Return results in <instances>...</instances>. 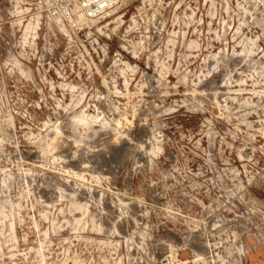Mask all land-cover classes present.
Wrapping results in <instances>:
<instances>
[{"label": "rangeland", "instance_id": "374dc122", "mask_svg": "<svg viewBox=\"0 0 264 264\" xmlns=\"http://www.w3.org/2000/svg\"><path fill=\"white\" fill-rule=\"evenodd\" d=\"M58 5L0 0V264H251L264 0Z\"/></svg>", "mask_w": 264, "mask_h": 264}, {"label": "built area", "instance_id": "2783aa9c", "mask_svg": "<svg viewBox=\"0 0 264 264\" xmlns=\"http://www.w3.org/2000/svg\"><path fill=\"white\" fill-rule=\"evenodd\" d=\"M57 14L70 21L84 17L87 20L100 18L108 10L118 7L123 0H57Z\"/></svg>", "mask_w": 264, "mask_h": 264}, {"label": "bare ground", "instance_id": "6f19581e", "mask_svg": "<svg viewBox=\"0 0 264 264\" xmlns=\"http://www.w3.org/2000/svg\"><path fill=\"white\" fill-rule=\"evenodd\" d=\"M29 2V1H28ZM145 2V1H144ZM157 2H158V0H157ZM166 2V1H165ZM148 4V3H147ZM24 5V4H23ZM142 6H143V4H141ZM162 5H163V3H162ZM198 5V4H197ZM166 6V5H165ZM160 7V6H159ZM167 7V6H166ZM117 8V7H116ZM116 8H113V9H110V10H108L107 12H110V11H114V10H116ZM151 8V7H150ZM214 8V7H213ZM12 9V8H11ZM22 9V8H21ZM162 10V9H161ZM18 12V11H17ZM106 12V13H107ZM143 12V11H142ZM145 12V11H144ZM105 13V14H106ZM135 13V12H134ZM35 16V15H34ZM121 16V15H120ZM214 17V16H213ZM179 19V18H178ZM177 19V20H178ZM87 19L86 18H84V17H81V18H79V20H77V24H78V21H79V23L80 24H82L80 21H83V22H85ZM89 20H87V22H88ZM90 21H92V20H90ZM137 21V20H136ZM186 21V20H185ZM188 21V20H187ZM215 21V20H214ZM17 22V21H16ZM86 22V23H87ZM93 22V21H92ZM110 22V21H109ZM112 22V21H111ZM115 23H116V21H115ZM31 24V23H30ZM85 24V23H84ZM181 24H182V22H181ZM191 24V23H190ZM124 25V24H123ZM186 25V24H185ZM89 26H90V24H89ZM100 26V25H99ZM104 27V26H103ZM213 27V26H212ZM113 28V27H112ZM190 28V27H189ZM101 29H102V27H101ZM215 30V29H214ZM34 31V30H33ZM114 31V30H113ZM198 32V31H197ZM208 33V32H207ZM20 36V35H19ZM185 36V35H184ZM21 38V37H20ZM18 40V39H17ZM219 40V39H218ZM46 41V40H45ZM33 42V41H32ZM139 44V43H138ZM34 45V44H33ZM215 45V44H214ZM249 45V44H248ZM23 46V45H22ZM32 46V45H31ZM205 46V45H204ZM248 47V46H247ZM190 48V47H189ZM243 49V48H242ZM28 50V49H27ZM42 50V49H41ZM49 50V49H48ZM26 51V50H25ZM34 52V51H33ZM251 53V52H250ZM82 57V56H81ZM39 60V59H38ZM43 62V61H42ZM185 63V62H184ZM40 64V63H39ZM28 65V64H27ZM46 65V64H45ZM53 65V64H52ZM28 68V67H27ZM10 71V70H9ZM22 75V74H21ZM67 76V75H66ZM56 79V78H55ZM32 80V79H31ZM58 80V79H57ZM54 81V80H53ZM60 82V81H59ZM58 82V83H59ZM34 83V82H33ZM52 90V89H51ZM75 90V89H74ZM17 92V91H16ZM69 97H70V95H69ZM42 100V99H41ZM72 100V99H71ZM66 101V100H65ZM45 102V101H44ZM68 106V105H67ZM75 106V105H74ZM96 110V109H95ZM97 110H99V109H97ZM103 114V113H102ZM81 117V116H80ZM85 118V117H84ZM103 118H105V117H103ZM86 119V118H85ZM79 122V121H78ZM89 122V121H88ZM44 124V123H43ZM108 125V124H107ZM121 125V124H120ZM60 136H57V138L61 141V138H59ZM54 138L56 139V137H55V135H54ZM53 140V139H52ZM57 141V140H56ZM50 142H55V141H50ZM241 164V163H240ZM239 168V167H238ZM8 176V175H7ZM7 180V179H6ZM73 200V199H72ZM72 202V201H71ZM78 202V201H77ZM75 207V206H74ZM2 214V213H1ZM62 215V214H61ZM56 219V218H55ZM55 221V220H54ZM74 221V220H73ZM56 222V221H55ZM4 223V222H3ZM58 223H59V221H58ZM79 223V222H78ZM77 225V224H76ZM100 226V225H99ZM138 230V229H137ZM142 231V230H141ZM139 233V232H138ZM5 234V233H4ZM10 234V233H9ZM12 235V234H11ZM234 236V235H233ZM11 245V244H10ZM14 247V246H13ZM67 250V249H66ZM243 250V249H242ZM51 252V251H50ZM43 256V255H42ZM187 257V256H186ZM185 257V258H186ZM184 258V257H183ZM226 258V257H225ZM43 259V258H42ZM44 260V259H43ZM246 261V260H245ZM214 262V261H213ZM240 262V261H239ZM2 263V262H1Z\"/></svg>", "mask_w": 264, "mask_h": 264}, {"label": "crops", "instance_id": "0c3cea01", "mask_svg": "<svg viewBox=\"0 0 264 264\" xmlns=\"http://www.w3.org/2000/svg\"><path fill=\"white\" fill-rule=\"evenodd\" d=\"M264 251V250H263ZM251 264H264V252L260 254L259 257L250 259Z\"/></svg>", "mask_w": 264, "mask_h": 264}]
</instances>
